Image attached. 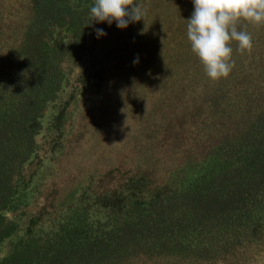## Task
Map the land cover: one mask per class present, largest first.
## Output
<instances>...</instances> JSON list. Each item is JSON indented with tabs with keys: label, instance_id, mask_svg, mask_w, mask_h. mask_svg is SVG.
Segmentation results:
<instances>
[{
	"label": "trees",
	"instance_id": "obj_1",
	"mask_svg": "<svg viewBox=\"0 0 264 264\" xmlns=\"http://www.w3.org/2000/svg\"><path fill=\"white\" fill-rule=\"evenodd\" d=\"M137 3L144 20L120 29L94 0H0V264L211 257L257 223L264 26L241 25L253 50L233 42L214 82L192 0Z\"/></svg>",
	"mask_w": 264,
	"mask_h": 264
},
{
	"label": "clouds",
	"instance_id": "obj_2",
	"mask_svg": "<svg viewBox=\"0 0 264 264\" xmlns=\"http://www.w3.org/2000/svg\"><path fill=\"white\" fill-rule=\"evenodd\" d=\"M194 11L187 20V39L207 77L218 82L227 79L235 67L233 42L241 54H251L252 35L243 24L264 26V0H192ZM93 21L120 29L144 20L146 11L137 0H94L90 8ZM97 38L105 36L95 29ZM138 62L137 60L134 63Z\"/></svg>",
	"mask_w": 264,
	"mask_h": 264
},
{
	"label": "rangeland",
	"instance_id": "obj_3",
	"mask_svg": "<svg viewBox=\"0 0 264 264\" xmlns=\"http://www.w3.org/2000/svg\"><path fill=\"white\" fill-rule=\"evenodd\" d=\"M6 25L7 24H3L4 29L9 27ZM80 130H85V127L80 128ZM76 152L77 148L72 150L73 155ZM158 166L162 167L161 163H158ZM160 170L164 172L166 169L160 168ZM51 197L52 194L46 191L45 197H43V195L38 197L34 205L31 204V207H27L25 210L23 209L20 213L24 212L25 214L34 215L37 206H41L44 202H48V200L44 198L49 199ZM240 228L244 230H240L241 232L239 231L238 234L231 237L230 245L222 253H218L211 257L177 258L171 260L144 258L132 264H264V209H262L257 223Z\"/></svg>",
	"mask_w": 264,
	"mask_h": 264
}]
</instances>
